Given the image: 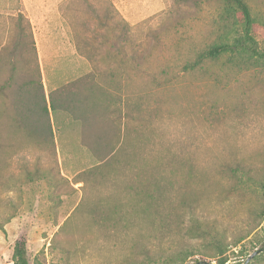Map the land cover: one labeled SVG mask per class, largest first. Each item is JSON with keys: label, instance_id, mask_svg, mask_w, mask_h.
<instances>
[{"label": "rangeland", "instance_id": "1", "mask_svg": "<svg viewBox=\"0 0 264 264\" xmlns=\"http://www.w3.org/2000/svg\"><path fill=\"white\" fill-rule=\"evenodd\" d=\"M245 1L263 60L206 55L242 34L223 0H79L98 86L53 94L54 145L27 130L33 56L1 58L0 264L20 239L29 264H217L223 245L224 264H264V0ZM105 21L134 61L99 58Z\"/></svg>", "mask_w": 264, "mask_h": 264}, {"label": "trees", "instance_id": "2", "mask_svg": "<svg viewBox=\"0 0 264 264\" xmlns=\"http://www.w3.org/2000/svg\"><path fill=\"white\" fill-rule=\"evenodd\" d=\"M223 2L225 4L224 13H226L224 17H229L230 12L232 10L238 11L240 13L242 21V34L233 36L231 38V41L225 40L218 44L212 45L206 51V55L211 58H216L221 54L227 53L231 57L232 55H235L236 57L241 58L243 57L244 53H247V57L255 56L257 54V58L259 60H263V55H261L260 52L257 51L254 45V38L251 35L253 17L248 3L245 0H223ZM123 22L125 24H128L125 19H123ZM103 24L106 26L107 34L109 35H102V43L105 47L103 53L99 55V58H101L103 61L111 60L112 57H110V55L115 52L117 55L120 56L118 59V61L120 62H124L127 58L128 60H132V57L126 58L122 44H118L117 42H109V39L111 37L117 36L116 25L109 23L108 21H105ZM13 36H15L14 40H12ZM4 37L5 40L2 41ZM76 44L78 50L87 58H89L93 65L91 54L88 52V50H82L78 45L77 40ZM26 50L31 53L36 62L40 88L39 92H37L38 94H36V99L32 100L34 101V103L28 107V110L31 111V113H36L37 119L39 120L40 124H36V126L28 125L27 130L30 135L36 134L38 133V131H41L45 135L46 141L54 145L53 125L50 113L53 115L57 111V103L54 101L53 94L62 91L65 86L76 85V83L81 80L86 81L87 85H89L90 88H96L93 86L95 83V78L93 77V69L90 75L80 78L78 79V81L68 83L63 87L50 92L48 96H46L43 91L40 67L36 53V45L33 37L32 26L29 18L25 14L22 0H0V60L1 58H7V54H9V58L13 56L14 58H16L17 56H21ZM132 61H134V59ZM12 62L13 59L8 61V63ZM10 72L11 74L15 72V68L13 66ZM12 82L13 75H10L8 79L5 80L3 85L0 86V91H3V89L10 86ZM65 110L66 108H64V111ZM84 117H86V111H84ZM261 216H264V211ZM239 241H235V244ZM225 251L226 245L218 247L217 254L215 255L219 256L217 264L225 263L226 256L222 255L225 253ZM188 256L189 254H184L181 258H179V264L185 261ZM12 262L13 264H29L27 258L26 242L24 239H20L15 242L12 253ZM198 263L200 262H196L195 264Z\"/></svg>", "mask_w": 264, "mask_h": 264}, {"label": "crops", "instance_id": "3", "mask_svg": "<svg viewBox=\"0 0 264 264\" xmlns=\"http://www.w3.org/2000/svg\"><path fill=\"white\" fill-rule=\"evenodd\" d=\"M78 1L22 0L25 14L32 26L46 96L92 73V62L78 50L75 40L72 18L78 15ZM114 78L123 81L124 74ZM134 78L133 75L132 79ZM93 86L97 87L98 83ZM107 88L112 89L111 86Z\"/></svg>", "mask_w": 264, "mask_h": 264}, {"label": "water", "instance_id": "4", "mask_svg": "<svg viewBox=\"0 0 264 264\" xmlns=\"http://www.w3.org/2000/svg\"><path fill=\"white\" fill-rule=\"evenodd\" d=\"M258 251H254L251 255H249V257L247 258L246 262L253 256L257 253Z\"/></svg>", "mask_w": 264, "mask_h": 264}]
</instances>
